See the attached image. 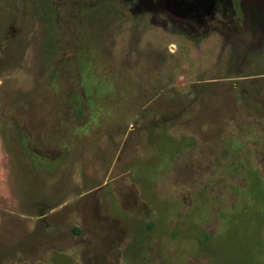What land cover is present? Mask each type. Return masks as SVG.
I'll list each match as a JSON object with an SVG mask.
<instances>
[{"label": "rangeland", "instance_id": "1", "mask_svg": "<svg viewBox=\"0 0 264 264\" xmlns=\"http://www.w3.org/2000/svg\"><path fill=\"white\" fill-rule=\"evenodd\" d=\"M136 2L0 0V264H264V15Z\"/></svg>", "mask_w": 264, "mask_h": 264}, {"label": "flooded vegetation", "instance_id": "2", "mask_svg": "<svg viewBox=\"0 0 264 264\" xmlns=\"http://www.w3.org/2000/svg\"><path fill=\"white\" fill-rule=\"evenodd\" d=\"M246 1H249V4L256 9L259 15H264V7H260L261 3L264 4V0H137L134 13H142L141 15H161V13H159L160 9L165 8V11L162 13L173 15V22L179 19L178 15H185L184 18L183 16L180 18L181 22L183 19L188 25H181L184 29H188L189 25L191 26L193 23L196 24L195 17L190 16V18H188L187 15L203 16L205 21H203L202 17L201 21H198V24H206L208 29L212 28V31L222 34L225 38L223 44H229L231 49H233L236 36L240 41H243L244 33L242 26L237 24L238 19L236 17L244 14V5ZM207 15L209 16L207 17ZM213 15H222V17L212 20ZM152 21L155 23V26L158 24L156 22L157 20ZM250 30L255 33L257 28L252 29L250 27ZM250 44L255 46L254 42H250Z\"/></svg>", "mask_w": 264, "mask_h": 264}]
</instances>
